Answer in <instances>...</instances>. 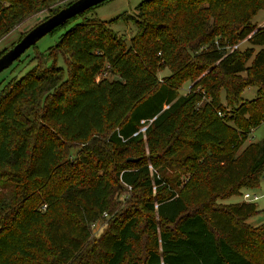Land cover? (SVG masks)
Segmentation results:
<instances>
[{
	"label": "trees",
	"instance_id": "1",
	"mask_svg": "<svg viewBox=\"0 0 264 264\" xmlns=\"http://www.w3.org/2000/svg\"><path fill=\"white\" fill-rule=\"evenodd\" d=\"M70 1L0 0V35ZM97 4L0 78V171L15 182L0 195V264H124L140 234L120 187L147 194L145 264H264V221H247L256 203L226 201L264 173V137L247 140L264 121V25L251 20L264 0H141L128 45L109 26L122 13L86 15Z\"/></svg>",
	"mask_w": 264,
	"mask_h": 264
},
{
	"label": "rangeland",
	"instance_id": "2",
	"mask_svg": "<svg viewBox=\"0 0 264 264\" xmlns=\"http://www.w3.org/2000/svg\"><path fill=\"white\" fill-rule=\"evenodd\" d=\"M141 0H104L103 2L97 4L95 7H93L90 11L86 12V15L88 17H98L101 19L109 20L113 18L114 16L122 13V17L117 18L116 20L109 23V26L117 31L119 35H121L126 44H130V38L135 32V24L133 22L134 15L137 12V4ZM57 3L53 4H59ZM49 15V11L46 7L40 9L37 13L27 17L23 21H21L18 24H15L13 27L9 28L5 32H3L0 35V52L4 50L5 48L10 47L12 44H14L22 34H24L30 27H32L34 24H36L38 21L43 19ZM251 20L258 25H264V9H259L257 13L251 18ZM63 30L60 31H54L52 33H46L43 36H41L35 44L32 46H29L20 56L17 60L13 61V63L3 69L0 72V78L2 79H8L13 75L20 76L22 75L26 70H28L34 63L36 58L32 59V56H34L36 50L40 52H44L48 46L53 44L59 37V35L62 33ZM237 46L240 49H244L247 47L252 46L254 48V51L258 50L261 45L259 44H251L248 40H239L237 43ZM56 63L58 65H61L62 67H66L65 60L62 55H58L56 58ZM103 74H105L108 78H114L117 77L116 75H112L111 73L106 72H99L97 74V78L101 77ZM169 74L168 68H163L157 72V75L160 79H164L166 75ZM190 87V83L188 81H185L182 83L181 86H179V92L185 93ZM256 95V87L255 86H248L245 87L241 93L242 98H252ZM220 100L223 102V104L226 105L225 109L229 110L231 109V105H228V103L225 100V92L224 89L220 90ZM264 137V121L260 123L258 126L254 127L251 132L249 133V136L247 137V140H258ZM77 145L80 146L81 143L77 142ZM77 148L73 147L71 150V153L74 154L76 152ZM128 152L122 153V155H117L116 160L118 163L122 162L126 156H128ZM146 156L149 155V152L147 151V148L145 149ZM14 181L5 178L3 175H1L0 171V195L3 194H11L12 188L14 186ZM249 193H256L258 195L257 199H253L258 207V211L251 215L247 221L252 225H258L264 221V173L261 176L259 183L255 187L251 188H244L242 190V193L244 192ZM134 194V197H131V195ZM146 192L144 191V188L140 190H131L130 188H124L120 187L117 192H115V196L117 199L125 204L123 202L126 198V200H130L129 204L127 206L128 209L131 211L133 210L136 212L139 216L138 218V229L140 234V239L138 241H135L133 243V249L130 254H128L125 258L124 264H129V262L136 261L138 264H145L146 259V247L150 243V233L148 230V223H147V217L144 209H142V205L140 202V199L143 200L146 197ZM242 195H231L226 199V201H236L242 199ZM99 225V226H98ZM93 231L95 234H99L106 226L105 220H99L98 224Z\"/></svg>",
	"mask_w": 264,
	"mask_h": 264
},
{
	"label": "water",
	"instance_id": "3",
	"mask_svg": "<svg viewBox=\"0 0 264 264\" xmlns=\"http://www.w3.org/2000/svg\"><path fill=\"white\" fill-rule=\"evenodd\" d=\"M104 0H72L57 11L41 19L30 27L13 45L0 54V72L9 67L29 46L44 34L48 33L58 24L63 23L67 18L74 16L88 7ZM129 159H132L131 157Z\"/></svg>",
	"mask_w": 264,
	"mask_h": 264
},
{
	"label": "built area",
	"instance_id": "4",
	"mask_svg": "<svg viewBox=\"0 0 264 264\" xmlns=\"http://www.w3.org/2000/svg\"><path fill=\"white\" fill-rule=\"evenodd\" d=\"M243 198L246 199V200H253V199H257L258 195L256 193H249V192L246 191V192L243 193ZM102 216L105 217V216H107V214L104 212L102 214ZM99 220H95L94 222H92V228L93 229L99 224Z\"/></svg>",
	"mask_w": 264,
	"mask_h": 264
}]
</instances>
